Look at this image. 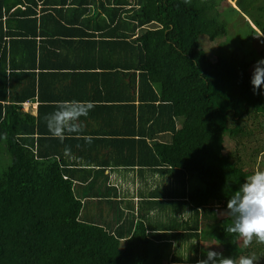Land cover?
I'll return each instance as SVG.
<instances>
[{
  "label": "trees",
  "instance_id": "1",
  "mask_svg": "<svg viewBox=\"0 0 264 264\" xmlns=\"http://www.w3.org/2000/svg\"><path fill=\"white\" fill-rule=\"evenodd\" d=\"M38 10L42 24L54 13L92 31L77 42L69 40L74 30L54 40L58 32L38 29ZM83 12L95 13L76 17ZM255 35H264V0H0V149L10 157L5 165L0 156V264H196L209 240L225 257L249 254L252 242L244 246L228 231L231 219H220L216 206L224 210L252 174L225 152L227 137L237 146L249 122L264 117V95L250 86L264 57L251 45ZM204 36L219 42L212 55ZM84 37L97 60H108L93 70L128 78L129 97L109 102L132 112L141 144L157 158L138 165L155 167L171 185L154 193L156 218L126 217L114 234L81 215L70 171L59 163L64 142L51 138L44 119L56 107L40 89L56 65L43 49L85 45ZM35 97L37 116L22 112ZM186 177L201 186L188 190Z\"/></svg>",
  "mask_w": 264,
  "mask_h": 264
},
{
  "label": "crops",
  "instance_id": "2",
  "mask_svg": "<svg viewBox=\"0 0 264 264\" xmlns=\"http://www.w3.org/2000/svg\"><path fill=\"white\" fill-rule=\"evenodd\" d=\"M94 13L83 12V15L76 17L87 18ZM41 14L38 10V29L43 26V33L46 31L44 27L58 32L56 38L54 35V40L63 37V33L74 30L71 33L73 37L69 40L77 42L79 39L75 37L84 36L81 31H92L91 26L86 30L82 23L71 27V23L67 22L72 20L69 16H57L54 13L53 16L50 15L52 19L42 24ZM53 17H59L60 25L56 24L57 20ZM62 24L70 27H63ZM50 39V36L40 37L38 42ZM83 40L86 44L81 46H66L69 43L60 42L52 43L53 47L50 49H43V52H50L52 55L50 57L47 53L50 57L46 59L49 61L48 65L56 67L52 70L53 75L45 78L40 92L47 101H55L51 103L55 107L60 102L71 100L92 104L88 114L80 117L78 130L65 133V140L59 139V143L64 142L65 145L63 158L59 159V163L70 171L74 195L82 202L81 215L88 222L106 224L107 231L114 234L126 217L140 219L146 214L149 218H156L159 213V206L154 205L159 202L156 196L160 194V189L171 185L155 167L138 165L141 160L153 163L157 158L141 144L139 125L134 126L128 120V114L132 116V112L109 102L111 98L129 97L128 78L121 74L106 76V73L93 70L92 64L101 65L105 63L104 60H108H97L94 45L87 44L91 38L84 37ZM37 98L23 103L22 112L37 116L40 105ZM52 112L49 110V113ZM50 136L53 137L52 134ZM44 137L48 135L44 134ZM147 143L151 146L153 142L147 139ZM155 192L157 194L154 195ZM206 242L202 241L201 245Z\"/></svg>",
  "mask_w": 264,
  "mask_h": 264
},
{
  "label": "clouds",
  "instance_id": "3",
  "mask_svg": "<svg viewBox=\"0 0 264 264\" xmlns=\"http://www.w3.org/2000/svg\"><path fill=\"white\" fill-rule=\"evenodd\" d=\"M250 86L254 94L264 95V57L257 59L251 69ZM92 104L76 100L60 102L56 110L44 117L53 137L63 139L65 133L77 131L81 116H86ZM231 219L228 231L236 234L247 246L253 241L264 242V170L254 171L233 192L222 211ZM196 264H254L251 256L225 257L222 252L206 247L202 259Z\"/></svg>",
  "mask_w": 264,
  "mask_h": 264
},
{
  "label": "rangeland",
  "instance_id": "4",
  "mask_svg": "<svg viewBox=\"0 0 264 264\" xmlns=\"http://www.w3.org/2000/svg\"><path fill=\"white\" fill-rule=\"evenodd\" d=\"M228 3L234 6V2L228 1ZM227 7L228 4L226 2H223L221 8L224 10ZM250 24L254 27L252 21L250 22ZM233 33L234 30H231L230 34ZM261 37H263V40ZM261 37L259 35L253 36L251 40V45L253 46L256 52H258L259 54L263 53L264 55V35ZM200 43L203 49L207 51L210 55H212L211 53L213 51H216V49L218 48L219 42H210L209 39L204 36L200 39ZM212 59L213 61L216 60L215 57H212ZM249 124L250 127L247 130L250 132V135L243 136L240 139L241 143L238 142L237 146H232V141L229 139V137L226 138L227 146L225 153L238 156L233 159L237 160L238 158H240L239 165H241V167L247 170L248 172L253 173L257 170H264V130L259 128L264 125V117L259 118L257 121H250ZM255 150H259L261 152H254ZM1 151L5 152L1 153ZM0 156L1 160L4 162L5 165L10 162V157L7 156L5 145L4 148L2 147L0 149ZM186 178L189 180L188 190H193L194 188L201 186V182L199 180L195 178L190 179V177ZM216 211L220 219L226 217L225 215L221 214L223 210L220 207L216 206ZM201 247L203 249H206V247H210L212 250L222 252L221 248H219V246H217L215 242L210 240L207 241L205 244L201 245ZM245 256L253 257L254 264H264V242H258L255 238H253L252 245L250 247V252ZM164 264L168 263L165 262Z\"/></svg>",
  "mask_w": 264,
  "mask_h": 264
}]
</instances>
